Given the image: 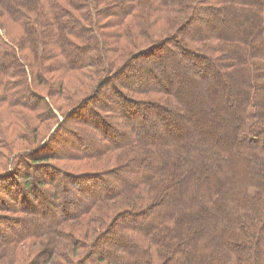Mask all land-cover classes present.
<instances>
[{
	"label": "trees",
	"instance_id": "16d2710c",
	"mask_svg": "<svg viewBox=\"0 0 264 264\" xmlns=\"http://www.w3.org/2000/svg\"><path fill=\"white\" fill-rule=\"evenodd\" d=\"M146 58L152 61L132 64ZM131 67H140L145 89L134 85V76L115 86ZM76 73L93 85L68 107V119L84 122L83 134L68 132V138L54 141L57 149L39 143L32 147L34 140L28 137V152L20 155L25 174L20 176L27 179L33 166L39 173L37 185L27 182L21 195L18 190L10 195L20 196L18 210L39 223L23 219L21 229L6 241L62 233L71 220L89 231L85 215L106 203L125 202L124 208L141 207L123 210L109 225L101 238L116 228L107 244L111 249L98 246L102 239L91 245L97 249L94 264H264V0H0V110H56L37 88L47 87L60 98L66 95L65 79ZM225 73L233 77V100L222 82ZM177 78L186 84L176 86ZM107 87L110 96L115 92L124 102L116 103L118 113L108 108L109 96L101 97ZM125 91L154 92L159 98L135 99ZM94 104L109 109L116 125L95 113ZM151 108L169 138L147 132ZM185 112L196 132L186 136L181 124ZM218 113L223 131L212 141L199 132L198 122L210 125ZM110 154L125 159L123 167L108 173L116 179L126 175L114 184L100 175L90 182L74 175L67 179L50 165L59 157L86 161ZM190 160L194 163L185 175ZM208 166L223 176L226 186L219 188L217 176L211 175V190H205L208 181L200 175ZM184 175L196 179L198 190L182 205L181 199H171L168 189L172 178L177 182ZM57 179L63 187L54 186ZM235 180L244 194L228 190ZM178 195L187 196L184 190ZM192 215L213 224L186 238L190 229L183 220Z\"/></svg>",
	"mask_w": 264,
	"mask_h": 264
},
{
	"label": "rangeland",
	"instance_id": "374dc122",
	"mask_svg": "<svg viewBox=\"0 0 264 264\" xmlns=\"http://www.w3.org/2000/svg\"><path fill=\"white\" fill-rule=\"evenodd\" d=\"M112 46H115L113 43H111ZM111 50H116L114 48H110ZM143 61V63H147L149 61H152L151 58L146 60L138 59L136 61H133L132 64L135 66L138 65L139 62ZM134 68L131 67L130 70L127 73V76H122L118 81L115 82V86H120V83L123 80H126L128 76H134L137 81L134 83V85H139L141 89H145V81L144 75L142 71L140 70V67L136 68L134 71ZM91 71L87 69L86 74L91 75ZM84 75V74H83ZM85 76V75H84ZM139 76H142L141 79H139ZM230 76V77H229ZM69 79H65V96L62 97H56L55 94L51 93L48 88L46 87H38L37 91L46 97L47 101L53 105L56 110L51 111H29L26 109H10V108H4L0 110V199L3 202L0 205V264H88L86 263V260L91 261L92 264H94V254L97 253V249L94 250L93 247L91 248V245H95L98 241H100L102 238V235H104L109 228V225L112 226L115 224V221L120 217L121 213L124 212L123 210H130L133 212H137L138 208L141 207L140 204H136L134 206H131L132 208H124L127 204L125 202H122L123 204L117 203V205H114L113 202L106 203L104 205H101L100 208L95 209L93 211H90L87 215H85L83 222H86V224H89V231L87 229V226L82 225L78 223V221L74 222L73 220L68 221L64 227L62 228V233L55 234H47L39 239H26V240H19L17 243L12 244L7 242L9 238L13 236V233L16 232V230L21 229V221L24 219V221H37L39 223L38 219H34L33 217H30L28 215H25L18 210L20 205H16V202L18 204H21V197L20 196H12L10 195L12 192L18 190L17 195H21L22 187L24 184H27V182L35 181L34 184L37 185L36 177L39 176V173L37 170L32 166V163H28V165L32 166L30 170H28L27 174H29V177L26 179V177H22L20 175L25 174L24 172V164L21 163L20 158L22 154L25 152H28L27 146L29 144L28 137L31 135L34 140V143H31L32 147L34 145L38 146L37 143L40 144V146H43L45 144H48L52 148H56L57 146L54 143V141H60L61 137H69V133H77V137H81L83 134V131L81 129V125H83L84 122L77 121V119H68V110L69 106L78 103V100H80L79 97L83 96L85 93H87L91 87H93L92 83L87 80V77H80L78 73L73 74L71 77H68ZM139 79V80H138ZM233 79L231 75H227L226 73L223 74V80L222 82L227 84L229 91V99L234 98V92L231 90L230 81ZM122 80V81H121ZM182 81V85L184 86L186 82L181 79H176V86H178L179 82ZM130 83V82H129ZM153 81H150L149 84L151 85ZM147 87H150L149 85ZM110 90V87H107L103 92L101 97H103V94L106 96H109V103L108 108H115L120 111V108L118 107L120 103L123 104L122 101H119V96L115 92H112L113 94L110 96L107 91ZM142 91V90H141ZM149 92V91H146ZM126 94L132 96L135 99H141V98H147L151 99L152 101L158 100V96L154 92H150L149 94H142L140 92L138 93H129L126 92ZM114 95V98H113ZM94 111L100 114L105 121L110 122L113 125H116V120L112 119V116H109L107 113L109 109L104 108H97L96 104H94ZM64 108V109H61ZM140 107V106H138ZM89 108H92V106H89ZM107 110V111H106ZM114 110V109H113ZM84 110L83 112H85ZM183 112V111H182ZM148 123L146 130L147 132H156L158 133L164 140L169 138L171 135H169L168 129L161 130L158 126V121L160 119V116L155 113L153 108L148 111ZM221 114H214L213 115V121L214 123L207 125V122L204 120H200L198 122V125L202 127L200 133H206L209 140L216 141V136L223 131V128L220 127L219 122ZM46 116V117H45ZM185 117H188L187 112H185L184 119L182 120L185 129V136L186 134H192L191 132H195V130H191V126L189 123L185 120ZM139 119V118H135ZM30 121V122H29ZM147 121V120H146ZM27 127H26V126ZM140 125V124H139ZM138 125V126H139ZM66 126V127H65ZM128 124H124L123 127H127ZM65 127L66 131H62V128ZM123 127H119V129H122ZM143 127V126H142ZM69 132V133H68ZM26 137V139L24 138ZM149 137V136H148ZM152 140L154 138L149 137ZM31 147V148H32ZM31 150V149H30ZM55 150V149H54ZM33 152V151H32ZM31 152V153H32ZM30 155V154H29ZM110 154L106 157L97 158V159H91V160H78V159H70V160H62V158L55 159L50 162V165H56L59 169L62 170L64 173V178L71 177V175L76 176L77 178L81 180H85L86 182H90V179L95 175H100L102 177H105L108 179V182H112V184L115 183L118 179L126 178V175H121L118 179L113 178L109 173V171L118 170L119 168L123 167L120 166L123 162H125V159L123 156L119 157L117 159V155ZM150 156V155H148ZM147 156V157H148ZM150 159L152 157L150 156ZM194 163L188 161L184 168L185 175H190L188 173L187 167H190L188 164ZM125 164V166H127ZM192 165V164H191ZM14 173L19 174L18 177H12V179H8L9 176L14 175ZM181 175V174H180ZM184 178L181 176H178V181L174 178L171 179V182L169 184V191H171V199L173 201L182 200V205L186 204L185 201L188 197L194 196L197 193L196 189V179H193L189 176ZM211 175L217 176L218 183L220 186L219 188H223L226 186V181H223V176L218 175L214 172L213 166H208L204 168V171H202V174L200 177H205L207 182V187H205V190H208L211 188ZM169 178V177H168ZM235 180L233 183L229 184L228 190H234L236 195L244 194L241 190L239 184H237ZM72 182V180L70 181ZM18 184V186H17ZM61 179H57V181L54 183L55 187H63L62 186ZM212 185H215L214 183ZM68 190H70V186H65ZM180 190H184L185 195H187L185 198L182 195H178V192ZM211 190V189H210ZM208 190V191H210ZM44 192L43 190H41ZM49 192H45L47 195ZM146 192L142 193L141 195H144ZM166 193V192H165ZM165 193L163 196H161V199L165 197ZM210 193V192H209ZM208 193V194H209ZM28 195V194H27ZM145 196V195H144ZM133 197V196H132ZM131 197V198H132ZM12 198L16 199L13 200ZM32 199V197H31ZM33 200V199H32ZM40 199H35L36 203ZM160 198H157L156 201H159ZM166 200V199H165ZM16 201V202H15ZM223 202V200H222ZM165 203V201H164ZM147 203V206H150L154 203ZM24 207V206H23ZM57 212V209L54 208ZM30 211V210H29ZM106 214L109 216L106 221L101 223H93L92 221H100V218L102 216H106ZM57 215H59L57 213ZM81 221V220H79ZM197 223V224H196ZM94 224V225H93ZM123 224V222L118 223V227ZM183 224H187L186 228L190 229L189 232L190 235L186 236V238H191V233L194 232L198 236V231L196 229L201 228L205 226V228L208 226H211L213 224V220H205L203 216L199 215H192L188 218H184ZM93 225V226H92ZM194 227V228H193ZM27 228L31 230H38V228H33V226L27 225ZM59 229V228H58ZM185 229V226H184ZM60 231V229H59ZM91 231V232H90ZM116 228H113V232L110 235H107L105 238L103 237L102 241L98 244L99 247L103 249H111L110 246L107 244L110 243L109 241L115 236ZM186 233V232H185ZM119 235V234H118ZM174 236V235H173ZM118 237V236H117ZM180 238L184 240V234H181ZM194 239V238H193ZM7 243H6V242ZM195 244V242H194ZM84 245V246H83ZM197 247V244H195ZM82 255V256H81ZM80 256L77 263H75V260ZM223 256L228 257L227 254H223ZM175 258V257H174ZM177 261V259H175ZM231 262V260L229 259ZM90 263V264H91Z\"/></svg>",
	"mask_w": 264,
	"mask_h": 264
}]
</instances>
